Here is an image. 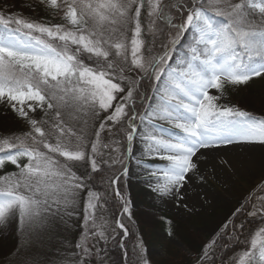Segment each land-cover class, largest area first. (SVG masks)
<instances>
[{
	"label": "snow or ice",
	"instance_id": "obj_1",
	"mask_svg": "<svg viewBox=\"0 0 264 264\" xmlns=\"http://www.w3.org/2000/svg\"><path fill=\"white\" fill-rule=\"evenodd\" d=\"M41 2L52 9L62 8L72 30L62 25L46 26L0 16V102L6 101L21 118L29 119L32 126V132L23 137L0 140V167L10 162L19 169L14 175L0 177V224L18 216L19 220L35 225L44 213L55 214L54 205L67 206L73 202L74 190L82 185L67 163L49 153L71 162L87 159L92 170L98 171L96 160L86 154L81 137H77V143L64 139L69 135L64 126L65 112L97 114V108L104 112L113 109L95 133L93 154L98 150L101 133L106 130L125 127L129 144L140 131L146 141L145 151L168 162L167 167L151 172L153 176L163 173L164 183L153 189L161 194L171 191L170 186L180 184L189 171L197 168L192 157L198 148L208 147L213 141L229 144L233 134L242 142L264 143V120L258 121L246 112L216 103L223 95L225 84H246L264 74V0H194L176 7V12L188 13L181 23L165 15V7L171 6H166L164 0H146L149 17L166 19L176 31L156 54L147 48L142 37V7L135 8L134 16L129 15L138 0ZM213 17L226 22L217 24ZM133 22L129 43L125 33ZM189 30L195 37L186 50L188 59L178 61L182 67L173 68L169 61L173 59L175 45ZM81 52L95 57L94 66L80 59ZM126 67L159 82L158 105L149 107L142 115L130 114L134 95L138 96L139 81L122 85L128 80ZM210 88L221 96L209 95ZM121 93L125 95L114 104ZM37 108L46 116L54 113L48 131L41 126L48 121L29 118V113ZM137 119L142 123L147 121L151 130H139ZM153 119L168 121L182 135L175 140L158 138L164 137L165 128L153 124ZM109 121L113 127H107ZM237 128L239 131L235 132ZM52 135L56 137L55 144L48 142ZM21 158L28 161L23 167L18 162ZM119 179L116 176L111 183L115 186ZM88 207L95 205L89 203ZM124 211L130 210L125 207ZM117 227L127 234L123 223L118 222ZM94 235L103 238L104 233ZM257 237L264 238V229L252 238L254 251ZM77 247L85 253L89 251L83 243ZM244 256L248 264H256L252 252ZM258 261L264 264V239L260 241Z\"/></svg>",
	"mask_w": 264,
	"mask_h": 264
},
{
	"label": "rangeland",
	"instance_id": "obj_2",
	"mask_svg": "<svg viewBox=\"0 0 264 264\" xmlns=\"http://www.w3.org/2000/svg\"><path fill=\"white\" fill-rule=\"evenodd\" d=\"M36 1L47 9L55 10L46 2L42 3L41 0ZM26 2H24L22 6L29 9L32 8V4ZM11 5L12 2L8 0H0V6L2 7L10 8ZM55 20L56 21L46 19L43 21V24L46 26L62 25L72 30L73 26L67 23L64 19V14L57 16ZM191 33L195 37V33L193 31H191ZM35 35L39 34L36 33ZM193 42L194 41H192V44ZM88 57L90 62H88ZM182 57L181 55L175 61H169L170 66L173 68L182 67L183 65L178 63V61L183 60ZM186 57L188 59V54ZM80 59L88 66H93V60L95 61V57H91V54L85 52H81ZM153 82L152 90L149 96L146 97L151 99L145 98L138 104V106H140L139 114L141 115L147 112L149 107H156L159 103L160 92L157 88L160 85L159 82H155L154 79ZM208 92L209 95L212 96H221V93L214 88H210ZM124 95V93L118 94L117 101L113 103L119 102ZM249 96L253 99H250ZM254 101H256V106L253 107L251 103ZM216 103L246 112L249 116L258 121L264 120V117H262L264 116V74L259 77H253L246 84H225L223 95ZM8 107L12 115L19 120L21 124L26 125L27 133L32 132L29 119L21 118L17 112L12 110L9 104ZM243 107L246 108V110L243 109ZM112 111L113 109H109L108 112H104L97 108V114L76 112L78 114L76 116L72 112H67L72 118L74 117L73 119L80 116L79 120L84 124L71 123L70 126L66 127L69 132L67 136L73 139L75 141L74 143L78 142L77 137L83 139V136L80 135L81 133H79L78 130L91 124V121H95L97 128L96 130L92 129L94 139L89 145L90 151L88 155L92 156L96 161L100 154L102 135L105 131L101 133L98 150L93 154L91 152V145L96 141L94 132L96 133L101 122H103ZM50 116L51 114L46 116L45 112L39 108H37L35 112L29 113V118L38 122L41 120L48 121ZM68 119L71 118L68 117ZM108 123L112 122L109 121ZM152 123L165 128L164 137L161 138L171 137L175 140L182 135V133L175 129L173 124H170L168 121L153 119ZM135 124L139 130L144 132L151 130V125H149L147 121L142 123L137 119ZM46 125L49 126L51 123L48 122ZM86 131L87 128L84 132ZM234 131L238 132L239 129L237 128ZM52 138H55L54 142L56 143L55 135L48 137V139ZM146 146V141L141 138L140 131L134 136L131 144L127 142L122 169V173L126 171L127 174L123 175L121 173L123 176V192L125 198H123V196L118 197V199L122 201L123 210L125 207L130 210L129 212H125L124 218L128 217V219H130L133 212L137 211V214H140L142 211L139 210L142 209L156 214H165L184 225L192 234V237L197 241L207 245L212 243L220 232L224 231L233 217L243 212L246 199H249L252 192L264 184L263 167L258 170H255L253 166V169H250V167L245 170L241 169L240 171H226L228 173L227 175L222 173L223 169L227 168V161L224 158V154L233 153L240 155L242 154L240 152L246 148L250 150L252 159L255 161L254 164L257 162L262 163L264 159V143L242 142L238 135L235 134H233L232 142L226 145L219 141H213L208 147L198 148L192 160L197 166L200 165L203 161L198 162L197 157L199 155V150H202L206 154V160L203 163L208 162V160L212 161L216 167L222 168V170L216 174L214 172V165L211 170L204 171L203 173H199L195 169L186 174V178L183 182L175 185L180 191L185 187L188 189L191 186L192 188L198 189V191L205 196L206 199H203L200 205H198V208L194 209L191 208L192 206L180 202L178 203V201L174 199L184 197L179 191H176V194L170 191L166 194H161L159 191L153 190L158 184L164 183V180L162 172H157L156 176L151 175V172L156 169L167 167L168 162L156 158L155 154L146 152ZM128 149H130V151ZM43 151L47 152L46 149ZM60 158L65 160L63 157ZM18 162L21 167H23L28 161L26 158H21ZM88 165L91 167L89 161ZM18 172L19 169L10 162H5L3 166L0 167V177L11 176ZM170 187L173 191V187ZM74 191L75 196L71 204L67 206L61 204L59 207L54 205L53 212L55 214L44 213V217L38 224L33 225L21 221L18 216H14L6 223L0 224V264H99L106 240L104 230L105 223L99 213V198L96 193L81 188L75 189ZM93 197H97L98 199ZM263 201L264 199L260 198L259 203L262 205ZM89 203L95 205V207L89 208ZM253 208L256 209V211L262 209L259 205L253 206ZM255 214L256 213L253 215ZM137 219H134L135 225L141 223L140 219ZM124 221L125 220L120 222L124 224ZM261 229H264V226ZM118 230L123 234V238L118 244L119 248L122 249L123 240L127 238L129 234H125L122 229ZM259 230L247 233L242 240L243 250L232 253L231 257H229V264H248L244 254L249 252L253 253L256 264H259V246L261 239L264 238L257 237V248L255 251L251 246L252 238ZM101 231L104 233L103 238L94 235V233ZM143 232V234H146V237H151L156 243L155 245L152 243V245L147 246V248L141 251L143 252L144 258H141L142 261L140 264H156V260L166 257L164 251L166 246H168L172 252L179 251L182 255L190 259L195 257L183 243L179 242L175 236L163 229H147V232L145 230H143ZM80 243H83V246L89 249L87 253L77 247V244Z\"/></svg>",
	"mask_w": 264,
	"mask_h": 264
},
{
	"label": "trees",
	"instance_id": "obj_3",
	"mask_svg": "<svg viewBox=\"0 0 264 264\" xmlns=\"http://www.w3.org/2000/svg\"><path fill=\"white\" fill-rule=\"evenodd\" d=\"M8 1L12 2L11 7L6 8L0 6V16L9 19L16 17L43 24V21L46 19L56 21L55 18L57 16L64 14L62 8L50 10L45 8L36 0ZM24 2L28 4L31 3L32 8L29 9L27 7H23L22 4ZM191 2H194V0H164V4L166 6H171L165 7V15L173 19L174 22L181 23L186 18L188 13L186 10L176 12V7L179 5H187ZM136 7H142V37L145 40L147 48L154 54L160 53L162 51V45H167L176 35L175 29L168 25L166 19H155L154 17H149L148 12L150 11V7L146 3V0H138L137 4L133 5V8L130 10L129 15L134 16ZM209 7L211 9L212 6ZM154 19L155 23L152 22ZM213 19L217 24H223L226 22L222 18L218 17H213ZM133 30L134 22L127 26L125 33L128 37L129 43ZM192 41H194V35L189 30L187 33L183 34V38L175 45L173 59L170 60V62L175 61L181 55L183 56V61H186V50L191 46ZM72 47L76 48L75 46ZM130 59L129 55V61ZM88 62H90L89 57ZM125 75L128 77V80L122 82L124 85H130L134 80L139 81L136 85V92L138 93V96L134 95V103L130 110V114L140 113V106H138V104L149 96L154 83L153 78L140 73L139 70L132 71L129 67H126ZM249 98L253 99L250 96ZM255 103L256 101L252 102L251 105L254 107L256 106ZM251 105L250 108L252 109ZM8 108V103L6 101L0 102V140L4 138L12 139L15 137H23L27 134L26 125L21 124L19 120L12 115ZM243 109L246 110L244 107ZM72 113H74L75 116L78 115L76 112ZM68 114L69 113L67 112L63 114L65 128L70 126L71 123H81L79 120L80 116L73 119L74 117L72 118L71 115ZM52 116H54V113H51L50 119L48 120L50 123H52ZM68 117L71 119H68ZM94 123L95 121H91V124H88L78 130V132L81 133L80 135L83 136L84 150L87 155L90 151L89 145L94 139L92 129L96 130L97 128L96 123L95 125ZM50 126L51 125L48 126L46 124L42 125L45 131H48ZM107 126L113 127L112 123H108ZM86 128L87 131L84 132ZM126 135L127 129L120 126L113 128V131L111 132H108L107 130L105 131L102 135L103 138L101 140L102 146L100 154L98 155V159L96 161L98 171H93L92 168L89 167L87 159L79 162H71L61 159L57 154L49 153V155H53L55 158L67 163L70 166L71 171L74 172L75 176L78 178L77 182L82 185L81 189L96 193L99 198V213L105 223L104 230L106 236L104 244L105 248L99 264H140L142 261L141 258H144L143 252L141 251L144 250V248H147V246L152 245V243H154V245L156 243L155 240L151 239V237H146V234H143V230L147 232V229L165 230L175 236L179 242L183 243L190 253L195 256L190 259L182 255L179 251L172 252V250L166 246L164 248L166 257L156 260V264H229V257H231L232 253L243 250L242 240L247 233L259 230L264 226V201L262 202V205L259 203L260 198L264 199V191H261V189H264V184L252 192L250 198L246 199L244 202L243 212L236 217H233L224 231L220 232L217 238L209 245L197 241L192 237V234L185 228L184 225L178 223L173 218L165 214H156L142 209L139 210L142 211V214H137V211H135L132 213V217H129L130 219H128V217L124 218L125 212H123L122 201L115 195L114 185L111 181L116 176L120 177L117 184V190L119 192V196H123V198H125V194L123 192V176L121 173L123 171V157L125 156L127 149ZM64 139L71 143L75 142L68 136H65ZM54 140L55 138L48 139V142L55 144ZM41 150H44L42 146ZM257 205H259L262 209L256 211L253 206ZM254 213L256 214L253 215ZM119 217L120 221L125 220L124 225L128 230L127 233L129 234V236L123 240L122 249L119 248L118 244L123 238V234L117 229L116 225ZM135 218L140 219L141 223L139 225L134 224Z\"/></svg>",
	"mask_w": 264,
	"mask_h": 264
},
{
	"label": "bare ground",
	"instance_id": "obj_4",
	"mask_svg": "<svg viewBox=\"0 0 264 264\" xmlns=\"http://www.w3.org/2000/svg\"><path fill=\"white\" fill-rule=\"evenodd\" d=\"M161 138V137H158ZM240 153V155L237 154H233V153H227L224 154V158L227 161V165H226V169H223L222 173H224V175H227L228 173L226 171H232V170H245V169H253V166L255 167V170L261 169V167L264 168V159L262 160L263 162H257L254 164V160L252 159L251 156V152L248 148H246L245 150H242ZM205 157L206 154L204 151L199 150V155L197 157V161H203L205 162ZM200 163V165L197 166L196 171H198L199 173H203L204 171L206 172L207 170H211L213 168L214 163L212 161L206 162V163ZM220 170H222V168H218L214 165V172L216 174H218V172H220ZM223 175V176H224ZM173 187V191L171 190L170 192L175 193L176 191H179L182 195H184V197L181 198H174L176 201H178V203H182L185 205H189L192 206L191 208H198V205H200V203L203 201V199H206L205 196L198 191V189L196 188H192L191 186L187 189V187H185L184 189H182L181 191L179 190V188L172 186ZM176 194V193H175Z\"/></svg>",
	"mask_w": 264,
	"mask_h": 264
}]
</instances>
